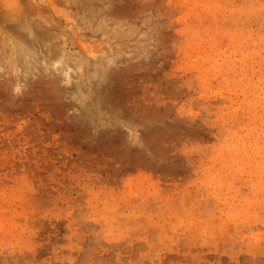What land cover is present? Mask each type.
<instances>
[{
    "label": "rangeland",
    "instance_id": "1",
    "mask_svg": "<svg viewBox=\"0 0 264 264\" xmlns=\"http://www.w3.org/2000/svg\"><path fill=\"white\" fill-rule=\"evenodd\" d=\"M0 264H264V0H0Z\"/></svg>",
    "mask_w": 264,
    "mask_h": 264
}]
</instances>
